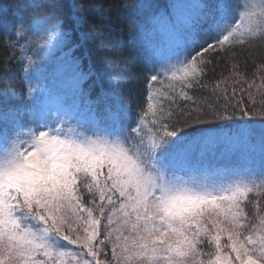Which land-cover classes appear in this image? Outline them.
<instances>
[{
    "label": "snow or ice",
    "instance_id": "1",
    "mask_svg": "<svg viewBox=\"0 0 264 264\" xmlns=\"http://www.w3.org/2000/svg\"><path fill=\"white\" fill-rule=\"evenodd\" d=\"M61 7L0 4V264H264V0H122L143 63L135 109L128 62L107 59L95 99L81 86L105 70L84 33L73 43L75 6ZM84 8L101 21L89 35L118 56L110 9ZM68 45L83 47L64 61L70 104L64 68L49 66ZM200 144H223L224 162L196 159Z\"/></svg>",
    "mask_w": 264,
    "mask_h": 264
},
{
    "label": "trees",
    "instance_id": "2",
    "mask_svg": "<svg viewBox=\"0 0 264 264\" xmlns=\"http://www.w3.org/2000/svg\"><path fill=\"white\" fill-rule=\"evenodd\" d=\"M181 1V0H180ZM17 2H23V0H0V4H8L9 5V11L11 12V5ZM37 2L40 3H47L48 0H37ZM146 4H154L158 5L160 7H163L164 5L168 4L170 0H143ZM206 2H214V0H206ZM58 3L62 6L61 11L58 12V14L73 13V6H75L74 15L79 18V29L78 31L73 33V43H79L80 40V33H84L86 36V39L84 41V46L88 47L92 51V69L93 72L97 73L98 75L101 73V69H104L105 71L100 76V79H97V76H92L89 80H86L81 85L84 89H88L89 85H94L91 91V99H95L96 95L99 93L101 85L104 87V89H108L109 85L107 82V77L110 74L107 71V59L110 57L112 59H119L122 62H128L131 66H133L134 71H136L138 74H140L139 79L130 85V89L133 94V106L135 109L136 104H142L143 103V96H144V80H143V63L141 56L134 50L133 43L131 40V36L129 34V30L127 27V23L123 18V12L120 7L122 0H58ZM90 3H98L102 4L105 8H109L110 11L108 13L110 17V22L116 26L117 32L115 39L119 40L121 42V48L122 51L118 56L114 54H110L106 52L101 45L97 42L96 39L92 38L89 34L92 32V26L101 24V21L89 14L84 6L90 4ZM64 27L66 29H70L73 27V22L69 19H65ZM200 41L203 42L204 40L209 39L208 36L205 34H201L199 37ZM8 50L3 46V28L0 27V86H2V80L4 78V72H3V58L7 55ZM83 52V47H76L73 49L72 45H68L67 47L63 48L62 50H54L51 56V60L49 62L50 67H56V63L58 62V66H61L64 68V78H65V87L66 91L69 96V104L71 103V97H72V71L69 67H67L64 64L65 59L68 61H71L73 58L80 57ZM243 59V58H241ZM215 64V61H214ZM10 67L13 69L14 72H16L18 65L15 63L10 62ZM83 69L87 71L88 69V61L84 60ZM221 71H224L225 74H227L228 69L224 68L222 65L221 67H217L215 69V72H210V77H218L219 73ZM10 77H12V74H9ZM14 80H19L18 73L12 77ZM16 88L23 92V85L20 83H16ZM53 104V101L51 100L50 105ZM0 107H3L2 103H0ZM249 118L245 117L243 120H248ZM255 123H259L258 119L254 121ZM206 127V126H201ZM214 146L215 151H224V145L222 144H215ZM223 147V148H222ZM194 157L196 159H202L203 163L205 165L209 164H219L224 162L223 155L221 157H216L214 154H212L208 147H202L198 148L194 146L193 149Z\"/></svg>",
    "mask_w": 264,
    "mask_h": 264
},
{
    "label": "rangeland",
    "instance_id": "3",
    "mask_svg": "<svg viewBox=\"0 0 264 264\" xmlns=\"http://www.w3.org/2000/svg\"><path fill=\"white\" fill-rule=\"evenodd\" d=\"M177 2H181V3H183V2H194V0H181V1L180 0H177ZM56 65L58 66V62L56 63ZM50 103H51V100L49 101V104ZM221 146H222V144H221ZM196 147H198L199 149L202 148V147H208L209 151L212 154H214V156H216V157H221L223 155V152L222 151H215L214 146L211 147V144H207V145L200 144V145H196Z\"/></svg>",
    "mask_w": 264,
    "mask_h": 264
}]
</instances>
